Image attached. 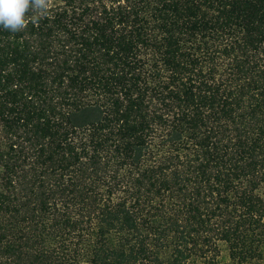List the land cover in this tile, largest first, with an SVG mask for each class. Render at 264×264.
<instances>
[{"label":"trees","instance_id":"16d2710c","mask_svg":"<svg viewBox=\"0 0 264 264\" xmlns=\"http://www.w3.org/2000/svg\"><path fill=\"white\" fill-rule=\"evenodd\" d=\"M264 264V0H51L0 26V264Z\"/></svg>","mask_w":264,"mask_h":264},{"label":"clouds","instance_id":"9594fccd","mask_svg":"<svg viewBox=\"0 0 264 264\" xmlns=\"http://www.w3.org/2000/svg\"><path fill=\"white\" fill-rule=\"evenodd\" d=\"M51 0H0V26L13 33L48 15Z\"/></svg>","mask_w":264,"mask_h":264},{"label":"rangeland","instance_id":"374dc122","mask_svg":"<svg viewBox=\"0 0 264 264\" xmlns=\"http://www.w3.org/2000/svg\"><path fill=\"white\" fill-rule=\"evenodd\" d=\"M219 260H220L221 264H224L228 260L226 257V251H224V250L222 251L221 255L219 256Z\"/></svg>","mask_w":264,"mask_h":264}]
</instances>
